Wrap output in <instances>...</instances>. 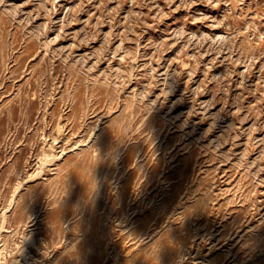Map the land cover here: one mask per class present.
I'll return each instance as SVG.
<instances>
[{"label": "rangeland", "instance_id": "1", "mask_svg": "<svg viewBox=\"0 0 264 264\" xmlns=\"http://www.w3.org/2000/svg\"><path fill=\"white\" fill-rule=\"evenodd\" d=\"M0 264H264V0H0Z\"/></svg>", "mask_w": 264, "mask_h": 264}]
</instances>
